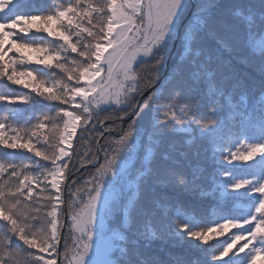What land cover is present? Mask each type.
<instances>
[{"label": "snow or ice", "instance_id": "6c2138e0", "mask_svg": "<svg viewBox=\"0 0 264 264\" xmlns=\"http://www.w3.org/2000/svg\"><path fill=\"white\" fill-rule=\"evenodd\" d=\"M0 112V264H264V0H0Z\"/></svg>", "mask_w": 264, "mask_h": 264}, {"label": "trees", "instance_id": "16d2710c", "mask_svg": "<svg viewBox=\"0 0 264 264\" xmlns=\"http://www.w3.org/2000/svg\"><path fill=\"white\" fill-rule=\"evenodd\" d=\"M32 2L35 4V5H37V6H40V7H46V6H50L53 2H60V0H32ZM36 23H39L38 21L36 22ZM29 35H32L31 33H29ZM38 36H44V35H46V34H44V33H38L37 34ZM176 51H178V48L176 49ZM176 53V52H175ZM173 58H175V55L173 56ZM171 64V63H170ZM33 67H35V65H33ZM165 71H166V69H165ZM13 88H16V89H18V90H20V91H28L27 89H23L22 88V86H16V85H13L12 86ZM0 115H3V112H0ZM78 137H79V132H78ZM74 144H75V141H74ZM87 178V173L85 172V174H84V176L82 177V179H86ZM240 203H243V202H240ZM232 232H235V231H237L236 229H232L231 230ZM229 234H231V233H229ZM223 238H227V237H223ZM223 238H221V239H223ZM154 247H164V248H168V245H166V244H162V243H160V242H157V244L156 245H154ZM258 264H259V262H258Z\"/></svg>", "mask_w": 264, "mask_h": 264}]
</instances>
